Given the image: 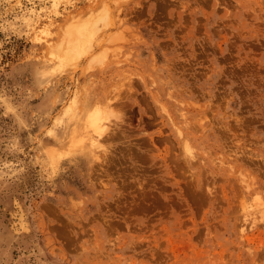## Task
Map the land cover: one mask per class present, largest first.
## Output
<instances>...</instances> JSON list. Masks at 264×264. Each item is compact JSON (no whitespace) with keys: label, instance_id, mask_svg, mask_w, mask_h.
Returning a JSON list of instances; mask_svg holds the SVG:
<instances>
[{"label":"rangeland","instance_id":"374dc122","mask_svg":"<svg viewBox=\"0 0 264 264\" xmlns=\"http://www.w3.org/2000/svg\"><path fill=\"white\" fill-rule=\"evenodd\" d=\"M0 264H264V0H0Z\"/></svg>","mask_w":264,"mask_h":264},{"label":"bare ground","instance_id":"6f19581e","mask_svg":"<svg viewBox=\"0 0 264 264\" xmlns=\"http://www.w3.org/2000/svg\"><path fill=\"white\" fill-rule=\"evenodd\" d=\"M74 23L75 24L72 26V28L68 32L66 31L67 32L66 36L68 37V40H69V43H68L69 48L67 49L68 50L70 49L69 53L67 54L70 55L71 53L72 55L69 57L70 59L77 58L81 52H84V50H87V48L89 47L88 46L89 38L92 37L91 34L93 32L92 30L93 24L88 25L87 22H85L82 25L76 24L77 22H74ZM66 61L68 62V60ZM93 108L95 109L96 107H93ZM97 108L99 109V107ZM97 108L94 110V113H90V110H89L88 111L89 113L87 112L88 114H86L85 116L80 117L78 115L75 119H71L70 123L76 119L78 120L73 126L69 127L65 143L60 141L59 148H61L62 146L64 148H68V150L71 149V150H76V152L79 151V152L87 153V155H94V153L98 149V144H99L101 135H103L102 133L104 132L103 130L105 128L107 129V125L105 123L106 120L104 119L105 115L101 114ZM91 133H95V134L98 133V134H96L97 136L95 137L93 136L94 134L92 135ZM64 148L57 149L53 147V149L50 150L48 154H49L50 161L52 163L57 159V155H61V156L63 155V153L65 152Z\"/></svg>","mask_w":264,"mask_h":264}]
</instances>
